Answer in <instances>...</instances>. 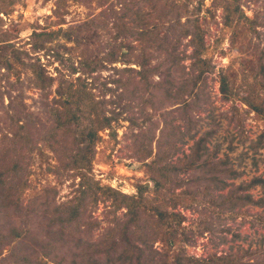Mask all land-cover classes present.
<instances>
[{"label":"rangeland","instance_id":"1","mask_svg":"<svg viewBox=\"0 0 264 264\" xmlns=\"http://www.w3.org/2000/svg\"><path fill=\"white\" fill-rule=\"evenodd\" d=\"M0 43L16 51L0 66V170L19 184L0 205V264H264V206L220 204L230 188L264 177V0H0ZM38 63L53 78L45 89ZM70 83L93 97L96 126L112 119L90 167L64 165L75 124L45 136L57 126L52 111L65 109L59 86ZM18 118L33 144L11 139ZM207 132L208 156L238 174L216 188L211 172L187 166L165 174L175 189L167 180L157 191L155 153L175 165ZM17 156L26 170L13 176ZM142 184L134 222L113 191L136 198ZM239 192L264 197L260 184ZM156 205L184 218L165 220ZM71 206L80 215L66 224Z\"/></svg>","mask_w":264,"mask_h":264},{"label":"trees","instance_id":"2","mask_svg":"<svg viewBox=\"0 0 264 264\" xmlns=\"http://www.w3.org/2000/svg\"><path fill=\"white\" fill-rule=\"evenodd\" d=\"M34 34L37 37H39L40 35L46 34V33L35 32ZM192 35H193V38L195 39V38H198L197 36L199 34L192 33ZM200 39H201V36L199 37V40ZM38 46H41V45L37 44V47ZM8 48H9L8 45L4 43H0V66L4 65L10 68L12 64L10 60L8 59L6 53L7 51H12L16 53V51L10 50ZM195 53L197 56L196 62L199 63L200 61H202V58L200 56V51L198 50ZM36 66L39 69L37 70V77L35 79L36 84L41 89H45L49 85L52 84L53 78L44 74V69L39 63L36 64ZM204 70L205 69L202 68L199 74H202ZM141 73L143 74V76H145L144 72H141ZM220 84H221V92L223 93L225 97L228 98L229 92H228L227 79L224 75H222L220 78ZM58 90H59V93L61 94L60 102L64 104L65 109H63V111H61L60 113L59 112L57 113L56 112L57 110L55 111L54 109V111H52V116L53 114L54 116L56 115L55 121L57 122V126L60 124L63 126L65 124L67 125L70 123L75 124V128L72 129L73 131L69 128V131L73 132V135H74L73 144L75 145V147H72L73 151L71 153L72 154L71 159L68 162H64V165L73 166L75 168H80V165L83 162H85V164L90 167L91 161H92V158L95 152L96 142L99 138V130L105 127L110 128L112 126L111 124L112 119L105 117L103 118V121L102 123H100V125L98 126L95 125V122L92 116V109L94 107L92 101L94 99L87 93L83 85H80L79 87H74L73 84L70 83L68 84V86H66V88L60 85ZM64 95H65V98H63ZM254 108L260 110V107L258 106H254ZM84 118L88 119V121L85 122ZM16 121H17L18 129L14 131V134H13L14 138H11V139L14 140V142L16 143H19V145H22L21 139L23 138V140L27 141V144L31 145L32 139L30 137L31 136L29 133L30 131L27 129V123H26L27 121L26 122L23 121L22 123H20L21 119L19 118ZM57 126L54 127L55 129L54 131L47 130L45 133V136H49V138L52 137L53 139H57L56 138L57 133H58L57 131L60 129V126L58 127ZM24 131H25V134L23 133ZM177 131L179 132V129ZM178 132H177V135H178ZM209 135H211V133L207 132L205 135L200 136L198 139H196L191 149V153H189V155L186 156L185 159H180V161L175 165H171L170 163H167L166 159L164 160V158L162 157V154H160L161 153L160 151L155 153L156 156L152 160V162L160 165L159 168L157 169V172L160 173V176H157L156 173H154L151 178L154 181L155 189L157 191L161 190L165 186V183L167 180H170L171 183L174 181L173 179L170 178V176L172 175H170L169 179H167V175H165L166 173H169V174L175 173L176 175H178L181 171H184L187 166L198 168V169L203 168L205 173L211 172L210 179H207V180L213 182L214 187L216 188H221L229 184L223 175L231 177V176L237 175L238 173L236 170H234L231 167V165L227 163L226 160L214 161V158L216 157L215 152L211 153V155L208 156L209 151H208V147L206 146V141ZM16 145L18 146V144ZM173 148H174V145L171 146V149ZM18 156L15 158L12 166L9 167L8 169V170H13L12 171L14 172L13 176L14 175L20 176L19 174L24 173V171L26 170V167L23 164V161H24L23 156H20V157ZM2 160L5 161V158H3ZM5 172H6V167L4 168V170H0V205L3 204L6 206V204H8L9 202H14L12 199L11 191H15V190L18 191L19 184H17L14 180H12V178L7 183V181L4 179L6 176L5 174L7 173ZM81 174H82L83 180L87 179V175L85 172H81ZM211 182H209L210 185H212ZM179 183H180L179 181H175L174 183H172V185L170 184L169 187L172 186L171 188L175 189V186L178 185ZM7 184H10V188L12 189L5 190L3 186H6ZM257 184L262 185L264 188V177L256 176V177H253L248 183H242L240 185L235 186L234 188H230L226 194L220 195L222 197L220 204L222 205H225V203L229 205L231 204L230 205L231 208L229 207L231 210H233L236 205L241 206V205H244V203L264 206V197L255 199L251 193H240L239 192L240 188L242 190L244 189L246 190L250 186L257 185ZM89 187H90V184H89ZM138 188H139V195L136 198L133 196L128 197L117 191L115 192L113 191V198L116 200V202H118V204H121V203L127 204L128 211L130 212L131 215H133L132 216L133 218L131 219L134 220V222H137L134 216L136 215L135 213L140 211L139 209L142 208L141 203L145 202L142 200L144 198L143 193H144V190L148 188V186L142 184V185H139ZM85 191H86V188L83 189V192ZM208 195H209L208 196L209 200L211 201L214 200L213 195H210V194ZM126 197H128L129 199L127 202H125ZM158 206L156 205L155 208L158 214H160L161 217H163L165 220L169 221L170 217H174L178 219L179 223H181L182 219L184 218L181 212H169L167 210H161L158 208ZM79 215H80V212H79L78 206L77 207L71 206L68 208L66 215L63 218L62 217L61 218L64 223L68 224V222L71 223L72 220H78ZM122 229H124V232L127 233L129 230V227L127 225H124ZM129 233H131V230L129 231ZM115 243H118V242H115ZM115 246L116 244H113L112 249L116 248ZM107 250L109 252L110 248ZM232 256L233 255L227 256V257L229 258ZM176 259L177 261L175 262V264H204V262L207 261L206 259L203 260V259L192 258V260H189V262L184 263L179 258H176ZM245 264H253V263L247 262Z\"/></svg>","mask_w":264,"mask_h":264}]
</instances>
